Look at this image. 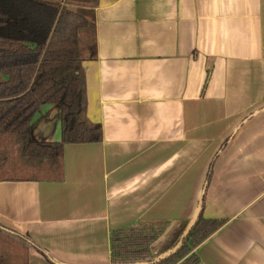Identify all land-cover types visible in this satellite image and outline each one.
<instances>
[{
  "label": "crops",
  "instance_id": "crops-1",
  "mask_svg": "<svg viewBox=\"0 0 264 264\" xmlns=\"http://www.w3.org/2000/svg\"><path fill=\"white\" fill-rule=\"evenodd\" d=\"M87 36L102 141L65 144L63 180L0 181V227L30 241L28 264H113L111 232L133 223L164 226L154 257L205 180L201 213L225 222L199 264H264V0H99ZM59 112L41 108L36 140L59 139Z\"/></svg>",
  "mask_w": 264,
  "mask_h": 264
},
{
  "label": "trees",
  "instance_id": "trees-1",
  "mask_svg": "<svg viewBox=\"0 0 264 264\" xmlns=\"http://www.w3.org/2000/svg\"><path fill=\"white\" fill-rule=\"evenodd\" d=\"M98 1L0 0V181L63 180L65 144L102 141L101 123L87 116L80 52L81 35L94 36ZM44 105L60 107L58 140L32 135ZM224 222L201 213L182 246L155 264H199L195 248ZM163 231L154 223L113 230L112 263L153 258L151 245ZM30 248L26 237L0 227V264H28Z\"/></svg>",
  "mask_w": 264,
  "mask_h": 264
},
{
  "label": "water",
  "instance_id": "water-1",
  "mask_svg": "<svg viewBox=\"0 0 264 264\" xmlns=\"http://www.w3.org/2000/svg\"><path fill=\"white\" fill-rule=\"evenodd\" d=\"M261 111H262V109L257 110L256 112L253 113V116L257 115ZM206 183L207 182L205 180L202 184V187H200V189L198 191V195H197V204L194 208L192 216L190 217L186 227L184 228L179 240L177 241V243L173 247L163 251L162 253L154 256L153 258H151L149 260H139V261L124 263V264H155V263L169 257L173 253H175L182 246L185 237L188 235V233L190 232V230L192 229V227L194 226V224L196 223V221L198 220V218L202 212L204 194H205V190H206ZM48 258L55 264H68V263H66L64 261H60L54 257L53 258L48 257Z\"/></svg>",
  "mask_w": 264,
  "mask_h": 264
},
{
  "label": "rangeland",
  "instance_id": "rangeland-1",
  "mask_svg": "<svg viewBox=\"0 0 264 264\" xmlns=\"http://www.w3.org/2000/svg\"><path fill=\"white\" fill-rule=\"evenodd\" d=\"M74 7H75V6H74ZM86 36H87V35L84 34V33L81 35V38H80V46H81V43H82V39H83L84 37H86ZM87 37H88V40H89V39H92V38H90V37H92V36H90V35L87 36ZM83 42H84V40H83Z\"/></svg>",
  "mask_w": 264,
  "mask_h": 264
}]
</instances>
